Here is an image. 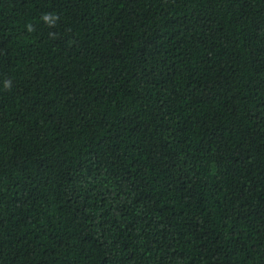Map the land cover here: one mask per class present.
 Wrapping results in <instances>:
<instances>
[{
    "label": "trees",
    "instance_id": "trees-1",
    "mask_svg": "<svg viewBox=\"0 0 264 264\" xmlns=\"http://www.w3.org/2000/svg\"><path fill=\"white\" fill-rule=\"evenodd\" d=\"M0 264H264V0H0Z\"/></svg>",
    "mask_w": 264,
    "mask_h": 264
},
{
    "label": "clouds",
    "instance_id": "clouds-1",
    "mask_svg": "<svg viewBox=\"0 0 264 264\" xmlns=\"http://www.w3.org/2000/svg\"><path fill=\"white\" fill-rule=\"evenodd\" d=\"M44 19H45V20H48L49 17L46 15V16L44 17ZM30 30H31V29H30ZM6 86H8V85L6 84Z\"/></svg>",
    "mask_w": 264,
    "mask_h": 264
}]
</instances>
